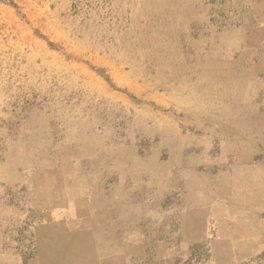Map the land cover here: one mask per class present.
Wrapping results in <instances>:
<instances>
[{"label": "rangeland", "instance_id": "1", "mask_svg": "<svg viewBox=\"0 0 264 264\" xmlns=\"http://www.w3.org/2000/svg\"><path fill=\"white\" fill-rule=\"evenodd\" d=\"M0 264H264V0H0Z\"/></svg>", "mask_w": 264, "mask_h": 264}]
</instances>
